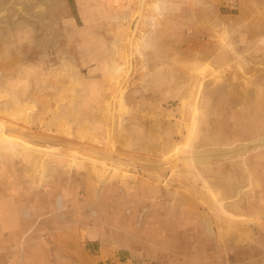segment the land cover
I'll return each instance as SVG.
<instances>
[{"label": "rangeland", "instance_id": "obj_1", "mask_svg": "<svg viewBox=\"0 0 264 264\" xmlns=\"http://www.w3.org/2000/svg\"><path fill=\"white\" fill-rule=\"evenodd\" d=\"M0 264H264V0H0Z\"/></svg>", "mask_w": 264, "mask_h": 264}, {"label": "bare ground", "instance_id": "obj_2", "mask_svg": "<svg viewBox=\"0 0 264 264\" xmlns=\"http://www.w3.org/2000/svg\"><path fill=\"white\" fill-rule=\"evenodd\" d=\"M195 122L193 121L192 124L190 125L189 127V130H188V134H187V140H186V143L190 140L191 136L193 135V132L195 130ZM5 140V139H4ZM3 140V141H4Z\"/></svg>", "mask_w": 264, "mask_h": 264}, {"label": "crops", "instance_id": "obj_3", "mask_svg": "<svg viewBox=\"0 0 264 264\" xmlns=\"http://www.w3.org/2000/svg\"><path fill=\"white\" fill-rule=\"evenodd\" d=\"M214 224L216 225V223H214ZM224 226L226 227V231H227V232H225V236L227 234H229L230 236H232V235L236 236L235 231L233 230L234 228L231 231H228V227H234L233 223L232 224L231 223H226Z\"/></svg>", "mask_w": 264, "mask_h": 264}]
</instances>
